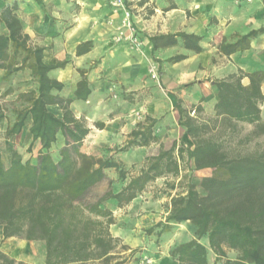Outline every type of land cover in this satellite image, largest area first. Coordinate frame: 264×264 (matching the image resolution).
Segmentation results:
<instances>
[{"label":"trees","instance_id":"obj_1","mask_svg":"<svg viewBox=\"0 0 264 264\" xmlns=\"http://www.w3.org/2000/svg\"><path fill=\"white\" fill-rule=\"evenodd\" d=\"M16 5L0 8V69L7 79L18 71L28 70L35 87L20 93L21 106L13 110L4 135L10 138L26 129L32 144L40 145L35 159L24 158L12 148L8 164L2 157L0 142V229L3 238L18 237L42 241L45 264H122L135 250L117 261L118 238L109 226L115 223L113 213L103 206L112 201L118 207L129 203L149 181L168 174L177 175L179 161L192 162L195 169L210 168L211 174L197 182L186 181L184 192L169 200L163 220L148 229L157 235L170 232L175 224L190 222L195 236L172 246L170 256L177 264H208V249L200 239L206 238L221 264H264V144L255 142L264 137V121L260 104L264 100L261 83L264 69L242 71L213 80L216 101L209 117L192 116L176 101L177 123L192 138L193 145L184 147L174 142L162 145L155 155L147 156L140 171L129 178L118 191L107 190L94 202H87V191L114 168L120 179L126 173L114 158H95L79 151L89 128L83 118H76L69 108L71 98L60 92L64 83L53 78L50 71L64 62L47 64L43 47L33 45L24 32ZM264 34V25L234 34L232 40L220 41L217 50L229 56L250 47L252 40ZM151 50L161 46L180 45L200 52L202 36L185 31L150 35ZM92 41L77 45L81 54ZM187 57L177 53L165 59L175 63ZM158 61V60H156ZM160 62V61H159ZM85 71L76 83L75 98L86 100L90 93ZM247 78V82L242 81ZM57 105L56 115L49 107ZM201 112L202 106H194ZM6 113L0 101L1 121ZM156 118L146 116L129 133L127 143L120 147L146 146L156 139L153 134ZM249 123L253 128L237 137V124ZM99 126L101 123H97ZM62 138L58 153L51 148ZM223 246L237 252L235 258L225 256ZM13 258L0 251V264H15ZM17 264H23L18 261Z\"/></svg>","mask_w":264,"mask_h":264},{"label":"crops","instance_id":"obj_2","mask_svg":"<svg viewBox=\"0 0 264 264\" xmlns=\"http://www.w3.org/2000/svg\"><path fill=\"white\" fill-rule=\"evenodd\" d=\"M106 1L0 0V8L16 5L15 13L21 19L30 42L43 47L45 63L64 62V66L51 70L50 75L64 83L60 95L71 98L69 108L74 116L85 120L89 131L82 142L87 141L88 145L119 142L122 133L126 144L130 138L129 133L146 116L157 119L153 131L156 139L146 146L137 147L146 148L165 143L171 133L161 136L159 131L167 130L168 133L173 121L177 123L178 119V115L176 119L173 113L176 99L171 88L181 85L189 74L194 76L195 64L207 66L215 54L233 60L240 59L245 66L256 64L246 71L264 69L260 63V51H257V59L254 61L248 58L256 52V44L264 38V34L252 40L248 49L229 56L218 52V43L213 48H208V41L212 36L219 38L218 42L225 36L229 41L236 33H245L264 25L263 0H131L136 37L141 40L144 50L141 47H125L126 43L114 44L111 35L115 31L119 15L107 7ZM74 4H79V8L75 9ZM211 19L213 24H210ZM177 31L201 35L203 50L197 53L180 45L161 46L151 50L148 38L150 35ZM89 40L92 41V46L86 52L77 54V45ZM177 53H184L187 57L175 63L164 61ZM144 55L160 61V82L148 77L143 65ZM186 64L194 66L189 73L181 68ZM85 68L84 75L90 93L86 100H82L75 98L74 90L81 78L78 70ZM27 72L29 74L28 70ZM207 88L205 95L210 94L214 104L216 90L213 80L208 87L204 84L201 86V90ZM200 104L204 107L203 101ZM49 108L61 116L59 106L51 105ZM178 127L187 135L183 127L179 124ZM107 171L108 169L105 173ZM140 193H144V189ZM140 193L131 202L136 203L141 197ZM107 203L119 210L124 208L116 206L112 201H105L103 206Z\"/></svg>","mask_w":264,"mask_h":264},{"label":"rangeland","instance_id":"obj_3","mask_svg":"<svg viewBox=\"0 0 264 264\" xmlns=\"http://www.w3.org/2000/svg\"><path fill=\"white\" fill-rule=\"evenodd\" d=\"M14 1L16 2L17 0ZM131 4V0H124V7L129 11V26H127L123 23V10L114 7L110 3V0L106 1L107 7L113 11L114 14L119 15L111 39L114 44L126 43L125 47L128 46L129 48H132L133 46L130 42L131 34L136 37V30L132 21V11L134 8L131 7ZM74 7L75 9H78L79 4H74ZM210 24H213L212 19ZM2 30L3 27L0 24V32ZM121 32L122 34H120ZM119 34L121 38L118 39L117 37ZM225 40H227L226 36L223 37L221 41ZM218 41L219 38L215 39V36H212L211 40L208 41V48H213L215 44L219 43ZM142 45L141 42L139 47L144 50L145 47ZM261 49L263 50L261 51ZM255 51L256 52L248 58L254 61L257 59V51H260V63L264 66V38L256 44ZM95 64L96 63H94V65ZM153 64L157 69V79L160 82L159 76L161 67L159 62L153 57H145L143 65L150 78L149 68ZM255 65L256 64L253 63L251 66H245L240 59L233 60L232 58L222 57V55L215 54V56L210 58L207 66H201L199 63L195 64V75L192 76L189 74L181 85L172 87V94L175 95L176 101L180 103L183 109L190 111V115L209 117L214 112L212 107V97L210 94L205 95V92H208V88L206 90H201V86L204 84L208 87L211 80L219 77L224 78L233 73L237 74L239 73V69L243 72L251 70ZM194 66L186 64L181 68L189 73L191 72V69L193 70ZM232 69L233 71L231 72ZM81 70L86 71V68ZM202 73H204L203 76ZM242 81L246 83L247 78H243ZM161 86L165 89L162 83ZM261 86L264 93V81L261 83ZM34 87L35 82L32 80L27 70L18 71L9 78L4 79L3 69H0V101L7 117L1 121L0 128V142L3 150L2 157L5 164H8L10 151L14 147L22 153L24 158H31L34 160L38 154L40 148L38 142L32 144L30 151L27 149L31 139L26 129H23L21 133L10 138H6L4 135L8 120L13 119V110L21 106L22 99L19 97L20 93L28 91ZM201 101H203L204 104V107L202 106V111H194V106H201ZM173 113L177 119L178 112L176 108H173ZM260 116L264 121V100L260 104ZM252 128L253 126L249 123H238L237 137L245 136ZM159 132L161 136L171 133L170 137L166 138L165 143L159 145L154 144L151 147L146 148L135 147L128 152L127 150H120V147L124 144L123 133L119 138V142L116 141L106 144L95 143L92 146L88 145L87 141L82 142L79 146L80 152L93 155L95 158H114L120 163L122 169L126 173V178L122 180L119 178L116 169H108L104 179L87 191L85 196L87 202L96 201L109 189L114 192L118 191L131 176L136 175L140 171L145 163V158L156 153L161 145L164 148H169L174 142L178 145L182 144L184 147L193 145L192 138L185 135L182 128L178 127V124L174 121L168 133L167 130L163 131L162 129ZM255 142L264 144V137H257L248 145L253 146ZM61 145L62 138L59 137L58 143L51 148L53 155L58 153ZM179 163L180 170L177 175L168 174L166 176L158 177V179H154L152 182L149 181L146 184V186H148L146 188L144 187V193H140L141 197L136 200V203L130 201L123 205L122 207L124 208H121L120 210L109 203L105 205V207L111 209L115 220V223L109 226V231L114 237L118 238L116 250H118L120 256L117 258V261H121L123 259L122 257L128 255L131 249H137L125 260L126 262L122 264H177V261L170 256V249L175 244L189 240L195 236L193 227L188 221L175 224L170 232H165L161 235H157L156 230H153L151 233L148 232V229L155 225L156 222L164 219L170 198L178 193L184 192L186 181L197 182L202 176L209 175L212 171L210 168L195 169L193 163L187 162L186 160H180ZM200 241L207 246L208 264H221V261H216V253L209 247L207 239L204 237L201 238ZM223 250L226 257L235 258L237 255L235 250L226 246H223ZM0 251L8 257L15 259V264H17L18 261H22L23 264H45V246L42 241L25 240L18 237L3 238L1 229ZM87 264L94 263L89 262Z\"/></svg>","mask_w":264,"mask_h":264},{"label":"built area","instance_id":"obj_4","mask_svg":"<svg viewBox=\"0 0 264 264\" xmlns=\"http://www.w3.org/2000/svg\"><path fill=\"white\" fill-rule=\"evenodd\" d=\"M110 3L114 7H116L117 9L123 10V12H124L123 23H124V25L129 26V20H128L129 11L127 9H125V7H124V0H110ZM120 34H122V32ZM120 34L117 37L118 39L121 38ZM130 42H131V45H133L135 48H138L141 45L140 40L137 37L133 36L132 34L130 36ZM149 72H150L151 78L157 79V77H158L157 69L154 66V64L149 68Z\"/></svg>","mask_w":264,"mask_h":264}]
</instances>
